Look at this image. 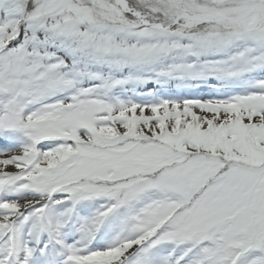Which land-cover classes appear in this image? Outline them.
Segmentation results:
<instances>
[{"label": "snow or ice", "instance_id": "1", "mask_svg": "<svg viewBox=\"0 0 264 264\" xmlns=\"http://www.w3.org/2000/svg\"><path fill=\"white\" fill-rule=\"evenodd\" d=\"M0 264H264V0H0Z\"/></svg>", "mask_w": 264, "mask_h": 264}, {"label": "rangeland", "instance_id": "2", "mask_svg": "<svg viewBox=\"0 0 264 264\" xmlns=\"http://www.w3.org/2000/svg\"><path fill=\"white\" fill-rule=\"evenodd\" d=\"M202 93H198V92H194V93H191V95H196V96H199V95H201ZM186 95H187V93H186Z\"/></svg>", "mask_w": 264, "mask_h": 264}]
</instances>
